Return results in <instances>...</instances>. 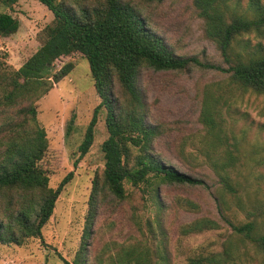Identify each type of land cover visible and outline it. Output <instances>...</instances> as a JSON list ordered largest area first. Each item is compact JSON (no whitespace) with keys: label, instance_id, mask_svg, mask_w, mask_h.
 <instances>
[{"label":"trees","instance_id":"16d2710c","mask_svg":"<svg viewBox=\"0 0 264 264\" xmlns=\"http://www.w3.org/2000/svg\"><path fill=\"white\" fill-rule=\"evenodd\" d=\"M17 1L0 0V4L11 9ZM37 1L52 14L51 22L39 34L38 48L16 69L0 60L1 244L20 245L29 238H41L61 189L72 177L69 172L55 188L48 185V170L41 164L48 142L37 120L35 102L73 68L67 62L51 71L55 60L74 52L87 59L99 99L78 145V158L93 143L99 109L105 111L107 136L101 143L103 167L92 180V212L103 192L115 200H124L125 183L132 187L152 186L153 182L210 187L203 178L179 170L153 150L158 128L146 120V105L139 87L144 68L185 71L198 67L222 75L219 81L228 88H208L204 94L199 123L205 135L199 151L217 178L219 195H232L241 202L238 195L244 191L245 178L240 172L238 141L228 131L230 125L221 110L245 93L264 95V0H249L250 13L235 11L228 0H192L205 35L214 43L222 63L174 52L143 15V3L160 0ZM18 27L15 16L0 11V37L15 33ZM249 34L261 40L251 47L242 43L240 37ZM215 199L220 218L264 264V229L258 230L253 220L234 223L222 214L223 202L218 195ZM156 200V215L146 221L150 235L161 228L166 210L164 203L158 202V195ZM180 202L186 211L199 209L197 203L188 199ZM179 226L180 235L190 236L217 229L219 223L201 216ZM240 256L238 248L229 244L219 252L188 257L186 264H240ZM164 259L158 248H126L111 257L108 264H165ZM65 264H86L84 251Z\"/></svg>","mask_w":264,"mask_h":264},{"label":"rangeland","instance_id":"374dc122","mask_svg":"<svg viewBox=\"0 0 264 264\" xmlns=\"http://www.w3.org/2000/svg\"><path fill=\"white\" fill-rule=\"evenodd\" d=\"M228 5L237 12L250 13L249 0H228ZM0 11L11 13L19 21L15 33L0 37V60L16 69L38 48L39 34L51 22L52 14L37 0H18L11 9L0 4ZM143 15L176 54L222 63L214 43L205 35L192 0L143 3ZM240 40L251 47L261 39L249 34ZM67 62L73 64L72 70L54 83L35 106L48 142L41 161L48 170V185L55 188L69 172L72 177L61 189L52 215L42 228V237L29 238L20 245L0 243V264H65L71 263L80 251H84L86 264H108L117 252L142 247L158 248L165 264H186L188 257L219 252L229 244L241 253L240 264H262L253 249H246L220 218L215 197L218 195L223 202L221 212L226 218L234 223L253 220L258 230L264 229V95L245 93L221 110L228 119V131L238 141L240 172L245 178L238 203L232 195H219L217 178L199 151L205 135L199 116L204 94L208 88H228L219 81L222 75L198 67L185 71L142 69L139 87L146 105V120L158 128L153 150L179 170L203 178L210 187L156 182L152 186L132 187L125 183L124 200H115L103 192L92 212V180L103 167L101 143L107 136L105 111L99 109L93 143L78 158V145L99 99L88 61L79 52L58 58L50 70ZM157 195L166 210L161 228L150 235L146 221L156 215ZM181 199L197 203L198 211L181 208ZM201 216L217 220L219 227L180 235V224Z\"/></svg>","mask_w":264,"mask_h":264}]
</instances>
